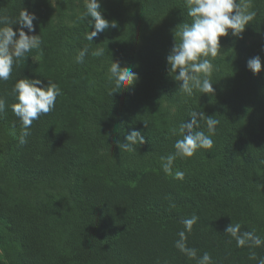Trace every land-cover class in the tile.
Here are the masks:
<instances>
[{
  "label": "trees",
  "instance_id": "obj_1",
  "mask_svg": "<svg viewBox=\"0 0 264 264\" xmlns=\"http://www.w3.org/2000/svg\"><path fill=\"white\" fill-rule=\"evenodd\" d=\"M129 1L119 0L122 7L115 1L102 5L105 18L117 26L89 41L86 20L55 24L52 0H0V17L15 19L23 8L34 13L35 31L29 34L42 41L0 81L6 104L0 118L11 137L8 159L0 154V264H196L175 247L182 221L193 215L199 219L187 233V245L198 257L208 252L214 264L264 259V245L237 247L224 233L231 222L239 223L242 233L264 240V69L254 74L247 67L257 55L264 64V0H250L256 15L243 38L229 30L220 37L217 56L208 57L214 94L192 97L177 91L166 59L174 30L191 23L185 0ZM72 2L62 0V9ZM12 27L18 35L20 26ZM146 28L156 49L135 57L131 51ZM85 46L89 54L78 64L75 57ZM96 48L104 55L93 57ZM103 59L119 61L139 79L110 96L109 78L88 70ZM21 78H39L44 85L51 80L60 89L55 109L33 121L26 144L19 143L21 126L11 110L12 88ZM165 102L176 106L173 116ZM192 110L219 120L213 147L177 158L171 174L155 164L133 172L132 160L174 153L182 137L170 129L190 122ZM134 129L145 143L121 152L116 141H125ZM197 130L207 133L203 120ZM176 171L184 172L183 180L175 179ZM71 177L72 202L50 195L34 203L17 194L36 179ZM253 253L257 259L250 258Z\"/></svg>",
  "mask_w": 264,
  "mask_h": 264
},
{
  "label": "clouds",
  "instance_id": "obj_2",
  "mask_svg": "<svg viewBox=\"0 0 264 264\" xmlns=\"http://www.w3.org/2000/svg\"><path fill=\"white\" fill-rule=\"evenodd\" d=\"M187 16L191 23H183L174 30L175 43L167 55L169 72L178 83L177 91L182 95L192 97L194 92L212 95L215 92L213 81L210 79L213 64L208 57L215 58L221 50L220 37L231 35L242 37L246 26L254 19L256 13L251 10L250 0H185ZM85 11L81 20H86L92 29L86 39L93 41L99 33L109 27H116V21H109L101 11V0H84ZM36 16L26 9L19 12L15 19L7 16L0 17V81H7L13 71V66L18 63L26 53L41 46L39 35H30L35 31L34 20ZM18 24L19 30H13L12 25ZM25 29L28 31L26 32ZM105 53L103 48L91 51L93 57H101ZM89 54L87 46L78 51L75 62L83 64ZM39 62L38 57H34ZM247 67L258 74L264 69L259 55L251 58ZM108 78L112 84L109 95L120 93L129 86L134 85L139 79L138 74L129 67H122L119 61L112 59L108 68ZM12 95L16 102L11 105L13 114L18 118L21 126L19 137L20 144L27 143L30 135L29 129L33 121L42 115H47L56 107L57 97L60 95L58 85L49 80L47 85L39 78L18 79L12 88ZM5 100L0 98V113L5 111ZM190 122L183 121L178 127L170 129L173 136H180L174 144V153L160 158L161 168L166 174H171L177 158L192 157L198 148L211 149L213 147L212 135H215L219 120L213 115H206L204 111L192 110L189 113ZM203 120L207 133L197 130ZM121 152H134L137 145L145 143L141 131L132 130L126 134L125 141H116ZM184 172L176 171L175 179L183 180ZM199 217L196 215L185 218L182 223L184 230L179 231V239L175 247L196 264H214L211 255L204 252L197 255V249L188 247L187 233H191L193 225ZM224 233L235 239L237 247H259L264 245V240L253 232H241V225L232 222L226 226ZM251 259H257L253 253ZM258 264H264V259H259Z\"/></svg>",
  "mask_w": 264,
  "mask_h": 264
},
{
  "label": "rangeland",
  "instance_id": "obj_3",
  "mask_svg": "<svg viewBox=\"0 0 264 264\" xmlns=\"http://www.w3.org/2000/svg\"><path fill=\"white\" fill-rule=\"evenodd\" d=\"M61 1L62 0H52L55 11V24L64 22L68 26H73L77 23L84 21L80 19L81 15L85 11L84 0H73L71 4L66 5L63 9L61 6ZM111 1H115L117 4H119L118 6L120 7H122L124 4L123 2H119V0H101V6L110 3ZM126 3L130 4L131 2L129 0H126ZM156 27L160 28V24H157ZM150 32L151 29L146 28L144 36L140 37L139 42L134 45V48L132 49L131 53L135 57L146 56L153 49H156L155 47H153L154 43L148 37ZM111 62L112 61L109 59H103L99 64H96L88 70L94 77H98L99 75L108 77V68ZM76 68V64L72 65V69ZM164 107L169 110V113L172 116L175 114L176 106L174 104L165 102ZM86 124L87 130H89V128H92V120H88ZM10 143L11 137L7 130L6 123L4 119L0 118V154L6 159H8L7 156ZM161 157L162 156H147L132 160L131 168L134 170L133 172H139L144 168L153 166L154 164L161 167ZM120 175L122 177L130 176V174L124 176V173H121ZM133 175L134 174H131V176L128 178H132ZM17 194L29 198L34 203H40L42 200L46 199L50 195H54L56 196V198L72 202L75 197L74 177H71L69 179H63L57 182H51L41 178L36 179L34 180L33 186L30 189L18 190ZM2 255V249L0 248V257H2Z\"/></svg>",
  "mask_w": 264,
  "mask_h": 264
}]
</instances>
